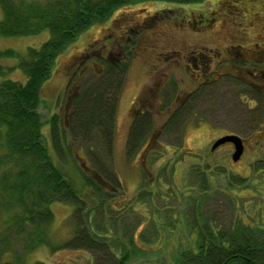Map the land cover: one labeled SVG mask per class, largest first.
Wrapping results in <instances>:
<instances>
[{
  "label": "rangeland",
  "instance_id": "obj_1",
  "mask_svg": "<svg viewBox=\"0 0 264 264\" xmlns=\"http://www.w3.org/2000/svg\"><path fill=\"white\" fill-rule=\"evenodd\" d=\"M229 1L204 0L193 5L152 1L127 6L117 10L108 21L81 33L58 55L50 79L40 91L38 111L44 122V143L55 164L77 186L82 184L80 173L97 176L102 182L105 180L108 187L104 185L101 191L109 196L101 204L94 199L97 196L95 188L87 186L91 197L82 198L87 206L80 213L73 204H50L53 218L47 227L49 244L27 254L23 252L28 263L119 264L124 256L122 253L120 257L119 250L125 247L129 259L123 264H171L179 248L188 247V236L195 228L191 229L192 213L183 206L174 208L176 203L166 196L164 187H172V183L178 188L195 187L199 185L200 169L204 173L215 172L217 175L207 176V182L219 188V192H208L205 212L198 219L202 226L213 227L217 232L228 231L235 216L246 222L264 223V172L256 173L251 169L253 165L264 166V88L261 84L249 83L258 91L261 86L259 94L243 82L246 80L243 76H240L243 81L238 82L233 67L227 62L218 66L220 75L210 80L198 79L196 69L190 66L192 57L189 55L206 52L203 49L247 48L253 42L248 23L252 17L245 5L250 0L247 3L233 0L234 5ZM257 1L264 4V0ZM48 36L47 31L27 37L0 36V51L10 49L17 55L0 57L4 78L25 84L26 76L18 67L19 58L29 47L38 49ZM122 53L127 54L119 67L122 72L114 76L122 84L111 155L106 154L104 142L99 137L84 132L76 140L67 137L69 144L79 149H76L78 154H74V162L69 158L68 166L62 167L51 147L50 118L57 116L58 123L69 128L73 119V95L95 87L108 63L118 62ZM185 54L183 66H179L177 60ZM214 68L216 66L210 64V70ZM153 86L161 89L160 92L164 89L179 96L185 102L183 109L177 113L172 112L174 109L169 113H160L157 108L152 110L151 124L143 143L137 151L128 153V131L134 113L127 107L134 96L151 94ZM134 106L137 107V103ZM229 134L240 136L244 142L242 156L236 162L231 160L233 147L230 144L210 151L216 139ZM95 146L103 152L94 154L95 161L104 163V178L89 161L88 154ZM235 174L252 178L254 192L223 193L227 176ZM145 193L149 194L145 197ZM87 207L93 211L86 212ZM171 209H175L178 216L183 213L182 225L189 226L183 230L178 226L158 228L152 219L154 212L165 224ZM86 220L93 227L95 240L103 245L93 242V248L88 250L66 247L75 233L82 231L79 227ZM135 234L136 239L140 237L135 243H142L140 246L145 249L138 255L128 248V240ZM24 238V234L8 235L9 242L14 241L12 248L18 253H21ZM110 249L117 257L111 255Z\"/></svg>",
  "mask_w": 264,
  "mask_h": 264
},
{
  "label": "trees",
  "instance_id": "obj_2",
  "mask_svg": "<svg viewBox=\"0 0 264 264\" xmlns=\"http://www.w3.org/2000/svg\"><path fill=\"white\" fill-rule=\"evenodd\" d=\"M152 1H166L179 4H200L204 0H0V36L27 37L47 31L49 36L41 46L28 48L26 54L19 58L18 67L26 76L25 84L5 79V72L0 71V264H42L28 263L23 252L30 253L37 247L49 244L48 225L52 222L50 204L53 202L73 204L75 209L84 211L87 203L83 197H91L87 186L95 188L94 199L105 201L109 194L102 192L108 187L97 176L84 173L82 184L77 186L64 171L55 164L43 140L44 122L38 111L40 91L50 79L58 55L78 36L95 24L108 21L119 9ZM16 53L10 49L0 51V57H14ZM121 63H108L104 76L99 77L95 87L86 88L72 98V124L64 128L58 123L57 116L49 120L51 147L62 167L68 166V159L74 162L76 148L69 144L68 136L76 140L82 133L94 134L104 142L108 155L113 151V129L117 113L121 80H116L118 72H122ZM4 78V79H3ZM151 124L150 114H139L132 118L128 131L127 151H137L148 133ZM257 132L259 130H256ZM257 135V133H255ZM259 135V134H258ZM90 141L92 139H89ZM98 146L88 156L92 167L100 177L106 173L104 163L95 161V152L103 153ZM72 164V162H71ZM73 165V164H72ZM78 170H80L77 167ZM256 173L264 172V166H251ZM92 169L90 171H93ZM94 172V171H93ZM213 171H199V185L172 187L165 185L166 196L192 213L188 247L179 248L176 260L171 264H264V223L244 221L235 216L228 231L217 232L215 228L206 229L198 219L205 212L208 192H219V188L209 185L208 177ZM217 175V174H215ZM254 180L238 175L227 176L223 193L252 191ZM152 187V186H151ZM194 187V188H193ZM92 188V189H93ZM173 188H176L174 190ZM101 191V193H98ZM150 193V191H149ZM149 193H145L146 197ZM136 199V198H135ZM171 200V201H172ZM98 202V203H99ZM104 203V202H103ZM191 203V205L189 204ZM171 209L165 224L154 212V223L158 228H172L182 225L184 214ZM86 212L93 211L89 207ZM165 211V210H164ZM260 212V211H259ZM5 213L6 215H2ZM260 215L261 212H260ZM79 216V215H78ZM88 214L84 215L87 218ZM82 218V220L84 219ZM261 221V220H260ZM86 220L80 225L78 232L67 242L66 247L74 250L93 248L95 234ZM179 224V225H176ZM17 227V228H16ZM205 228V229H204ZM87 229V233H86ZM160 231V230H159ZM24 234L21 253L12 248L8 235L16 237ZM136 234L129 238V249L137 255L145 249L142 243H135ZM103 244L97 242V245ZM10 249V250H9ZM51 249V246H50ZM126 248H120L123 258L119 264L129 259ZM148 250V249H147ZM130 251V252H131ZM111 255L116 256L110 249ZM114 254V255H113ZM7 257V259H5ZM120 259V258H119Z\"/></svg>",
  "mask_w": 264,
  "mask_h": 264
},
{
  "label": "flooded vegetation",
  "instance_id": "obj_3",
  "mask_svg": "<svg viewBox=\"0 0 264 264\" xmlns=\"http://www.w3.org/2000/svg\"><path fill=\"white\" fill-rule=\"evenodd\" d=\"M229 3L234 5L233 0L229 1ZM245 3H247V0H245ZM245 5L248 6L246 10L252 17V19L248 21L253 35V42L250 44V46L247 48H243L242 46H237V48L229 46L228 48H216L215 50L203 49L206 52H201L197 56L189 55L192 57L190 66H193L196 69L198 79L206 78L210 80L214 78V75H220L218 66L221 63L223 64L224 62H227L233 67L235 77L238 79V82L243 81L240 80V76H243L246 79L243 82L248 84L249 88L252 86L255 88L254 91L256 90L259 94H261V89L264 88V4L257 0H250L249 3ZM198 21L200 22L201 20ZM235 49L236 51H234ZM232 52H235V58L232 57ZM120 56V60L114 63H122L127 54L125 55V53H122ZM186 57L187 54L180 55V59L177 60L179 66H183L182 59H186ZM210 64H214L216 68H214V70H210ZM153 67H155V65H153ZM185 68H187L186 64ZM249 83L261 84L262 88L261 86H258V91L255 85ZM142 88L143 87H141L140 90ZM174 90L176 91V89ZM160 91L161 89L155 88V86H153L151 88V94L147 93L148 96H145V94L142 96H134L131 100L130 106L127 107L128 111L134 113L135 116L145 113L150 114L153 112L152 110H155V108H157L160 113H169L171 111L170 109H174L172 112L177 113L183 109L185 102L184 100H180L179 96L176 97L175 93L171 95L167 92V90L164 91V89L162 92ZM239 97L242 98L241 96ZM135 103H137V107L134 106Z\"/></svg>",
  "mask_w": 264,
  "mask_h": 264
},
{
  "label": "water",
  "instance_id": "obj_4",
  "mask_svg": "<svg viewBox=\"0 0 264 264\" xmlns=\"http://www.w3.org/2000/svg\"><path fill=\"white\" fill-rule=\"evenodd\" d=\"M231 144L233 146V154L231 155V160L233 162H236L240 157L242 156L243 150H244V144L243 140L240 136L236 134H229V135H224L218 139H216L210 148V151L213 152L218 148L219 146L223 144Z\"/></svg>",
  "mask_w": 264,
  "mask_h": 264
}]
</instances>
